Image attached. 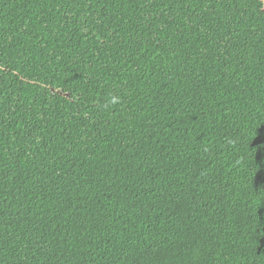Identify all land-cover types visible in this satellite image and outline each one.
I'll return each instance as SVG.
<instances>
[{
  "label": "trees",
  "instance_id": "obj_1",
  "mask_svg": "<svg viewBox=\"0 0 264 264\" xmlns=\"http://www.w3.org/2000/svg\"><path fill=\"white\" fill-rule=\"evenodd\" d=\"M0 264H264V0H0Z\"/></svg>",
  "mask_w": 264,
  "mask_h": 264
},
{
  "label": "clouds",
  "instance_id": "obj_2",
  "mask_svg": "<svg viewBox=\"0 0 264 264\" xmlns=\"http://www.w3.org/2000/svg\"><path fill=\"white\" fill-rule=\"evenodd\" d=\"M113 102H115V98H113Z\"/></svg>",
  "mask_w": 264,
  "mask_h": 264
}]
</instances>
